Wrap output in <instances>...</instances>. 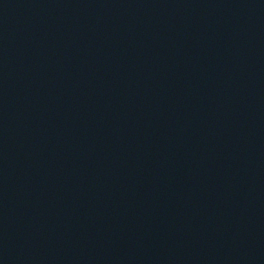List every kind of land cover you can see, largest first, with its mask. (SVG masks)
<instances>
[{"label":"water","instance_id":"obj_1","mask_svg":"<svg viewBox=\"0 0 264 264\" xmlns=\"http://www.w3.org/2000/svg\"><path fill=\"white\" fill-rule=\"evenodd\" d=\"M0 264H264V0H0Z\"/></svg>","mask_w":264,"mask_h":264}]
</instances>
